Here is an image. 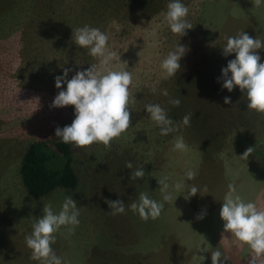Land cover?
I'll return each instance as SVG.
<instances>
[{
  "label": "rangeland",
  "instance_id": "374dc122",
  "mask_svg": "<svg viewBox=\"0 0 264 264\" xmlns=\"http://www.w3.org/2000/svg\"><path fill=\"white\" fill-rule=\"evenodd\" d=\"M181 2L193 25L182 37L159 15L169 0H0V264H39L30 259L25 236L42 217L44 204L58 213L69 195L80 208V223L71 235L62 226L51 245L63 264H212L211 253L217 250L222 264H249L255 253L224 230L220 210L229 184L246 203L264 210V114L247 107L238 87L232 92L222 88L221 70L235 59L234 53L222 55V47L226 37L241 32L264 41V4ZM84 25L107 34L109 48L121 55L122 63L114 61L113 70L132 73L131 124L110 149L70 144L77 188L35 196L20 175L25 151L36 141L60 140L55 129L75 119L74 106L51 107L66 89V84L55 87V77L67 68L71 79L98 62L72 42V29ZM179 43L188 49L181 69L163 80L161 61ZM257 54L264 63V48ZM164 89L168 96L161 94ZM224 97L232 103L225 104ZM173 98L181 100L178 107L168 102ZM146 104H160L174 122L191 113V125L161 136ZM179 135L189 151L172 150ZM249 147L254 150L242 157ZM138 168L144 169V178L131 180ZM189 168L197 172L191 181L185 177ZM164 176L170 185L191 184L200 193L186 200L184 188H170L173 200L161 216L142 221L130 205L141 192L162 201L157 180ZM117 199L125 203V213L107 214L105 200ZM202 212L204 218L197 219ZM257 264H264V255Z\"/></svg>",
  "mask_w": 264,
  "mask_h": 264
},
{
  "label": "clouds",
  "instance_id": "9594fccd",
  "mask_svg": "<svg viewBox=\"0 0 264 264\" xmlns=\"http://www.w3.org/2000/svg\"><path fill=\"white\" fill-rule=\"evenodd\" d=\"M252 3L253 7L259 8L264 4V0H252ZM188 12V7L181 0H169L166 10L161 11L159 15L162 17V23L166 24L174 35L182 37L187 35L186 30L193 28L186 20ZM71 39L77 47L87 49V54L98 62L85 70L76 71L71 79L67 78L71 71L67 68L63 70L62 76L55 77V87L61 89L62 85L66 84V89L58 92L51 107L74 106L75 116L70 125L55 129V137L64 144H71L73 148L83 149L96 143L110 149L112 141L127 131L131 124V111L128 106L132 73L128 70H113V62L117 60L121 62V55L117 56V53L109 48V37L99 28L84 25L72 29ZM222 48V55L225 57L235 54V59L229 60L227 66L221 70L222 88L232 92L238 87L244 94L242 98L246 99L247 107L264 114V63H260L261 57L257 54V50L264 48V41L257 37L253 39L247 33L241 32L236 36L226 37V44ZM187 51L188 49L179 43L174 50L167 53L160 64L161 79L167 80L177 75L181 69L180 61ZM156 91L154 87L152 92ZM161 94L168 96V91L161 90ZM223 99L225 104L232 103L230 97ZM168 102L173 107L181 104L178 98L170 99ZM145 111L148 118L160 129L161 136H167L191 125V113L184 115L182 121L174 122L169 118L168 111L160 104H146ZM172 150L187 152L190 149L183 136L179 135L175 137ZM253 150V147H249L242 157H247ZM125 167L132 169L133 164L127 162ZM196 175L197 172L192 168L185 172L187 181L195 179ZM144 176V169L138 168L131 171L130 179H143ZM168 180L167 176L157 180L162 201L151 199L147 193L141 192L138 201L130 205L131 210L138 213L142 221L156 220L161 216L165 204L173 200L170 188L177 191L184 188L183 195L186 200L200 193V189L194 185L181 183L170 185ZM228 188L220 210L224 230L230 232L242 244L249 246L255 253L249 264H257L259 258L264 255V210L259 209L255 202L246 203L236 194L232 184H229ZM204 191L207 192L206 186ZM105 203L110 209L107 214L115 216L125 213L123 201L105 200ZM42 213V217L37 218L32 224L31 234L25 236L26 246L31 250L30 259L38 261L39 264H63L51 245L56 241L55 233L59 232L62 226L69 235L74 234L80 223L78 219L80 208L69 195L65 197L58 213L54 212L50 203L43 205ZM205 215L206 212H202L197 219H203ZM199 251L207 252L205 248H200ZM201 257L205 259L204 256ZM221 258L222 253L219 250L211 253L212 264H222Z\"/></svg>",
  "mask_w": 264,
  "mask_h": 264
},
{
  "label": "trees",
  "instance_id": "16d2710c",
  "mask_svg": "<svg viewBox=\"0 0 264 264\" xmlns=\"http://www.w3.org/2000/svg\"><path fill=\"white\" fill-rule=\"evenodd\" d=\"M20 175L25 189L35 196L56 188L73 190L79 183L71 145L60 140L31 143L21 162Z\"/></svg>",
  "mask_w": 264,
  "mask_h": 264
}]
</instances>
